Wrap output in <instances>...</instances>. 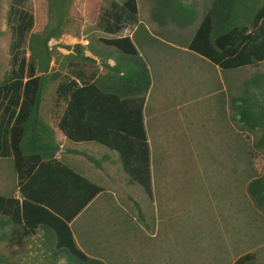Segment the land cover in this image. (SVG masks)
<instances>
[{
    "label": "trees",
    "instance_id": "trees-1",
    "mask_svg": "<svg viewBox=\"0 0 264 264\" xmlns=\"http://www.w3.org/2000/svg\"><path fill=\"white\" fill-rule=\"evenodd\" d=\"M83 2L82 17L92 24L89 41L71 45L59 40L75 23L74 0H46L47 19L39 31L33 30L31 0H9L8 69L0 80V243L7 252L0 251V264H16L20 255L28 257L24 264H59L62 258L65 264H105L78 247L70 225L105 189L64 154L57 156L56 129L68 142L95 143L115 153L128 181L154 199L144 123L151 72L141 50L157 39L138 19V0ZM198 14L195 2L150 0V19L160 27H189ZM129 27H135L133 34L123 36ZM188 49L227 74L257 67L264 62V0H212ZM49 88L50 103L44 106ZM223 103L226 109H220L231 112L238 128L232 139L252 152L240 139L251 134L252 149L264 153V72L228 83ZM246 190L264 212V172ZM231 264H256V254L246 252Z\"/></svg>",
    "mask_w": 264,
    "mask_h": 264
},
{
    "label": "rangeland",
    "instance_id": "rangeland-1",
    "mask_svg": "<svg viewBox=\"0 0 264 264\" xmlns=\"http://www.w3.org/2000/svg\"><path fill=\"white\" fill-rule=\"evenodd\" d=\"M8 4L9 0H0V80L9 60ZM31 4L36 17L33 30L39 31L47 19L46 0H31ZM138 5L140 21L149 24L154 33L157 27L149 20L148 0H139ZM84 7L83 0H74L71 13L75 23L59 43L72 45L88 38L92 24L82 17ZM180 55L165 77L152 69L156 90L163 80L170 87L164 89L161 99L153 96L145 112L155 181L161 177L159 194L156 188L158 205L151 204L137 186L128 190L144 206L140 214L145 215L140 218L133 212L124 233L121 225L112 222L114 209V215L108 210L122 207L120 192H116L117 199H112L109 207L86 211L74 227L94 242V250L114 255V260L107 258L105 264H231L246 252H255L256 264H264V212L255 207L246 190L248 182L264 172V153L252 149L251 134H240V139L252 152L237 145L232 138L238 128L230 118L231 112L218 109L216 98L221 93L227 98L228 83L235 86L256 71L264 72V62L229 72L225 82L218 68L188 52ZM52 92L49 88L45 93L44 106L49 105ZM56 132L61 136L60 131ZM161 139L165 146L156 148ZM1 174L0 169V190L4 187ZM166 174L171 178L167 179ZM167 185L172 190L167 191ZM168 192H172L171 197ZM162 196L167 203L162 204ZM0 251L7 252L1 243ZM26 257L20 255L13 260L24 264ZM59 262L65 264L64 258Z\"/></svg>",
    "mask_w": 264,
    "mask_h": 264
},
{
    "label": "crops",
    "instance_id": "crops-1",
    "mask_svg": "<svg viewBox=\"0 0 264 264\" xmlns=\"http://www.w3.org/2000/svg\"><path fill=\"white\" fill-rule=\"evenodd\" d=\"M139 1V0H138ZM195 2L198 7V20L191 26L186 27V28H179L178 26L174 24H167L164 27H160L158 24L153 22L150 19L149 15V10H150V0L149 2V9H148V17L149 20L153 25L157 27V30L152 33L150 31L149 24L145 22L142 23L145 28L148 30L149 34L152 35L157 41H149L147 43V46L145 47V50H141V53L146 56V60L148 62V67L151 72V87L147 93L145 105H144V123L146 127V108L150 100H152L153 96H158L157 99H161V93H164V89H169L170 85L165 86V83H168L167 80H163L162 83L158 85V88L156 90L155 85H154V80H155V74L152 72V69H157L160 75H164V77L169 74L170 67L172 66L173 61H177V59H181V52H188L190 56L196 57L200 62L202 63H207L215 68H218L222 73L225 78V82H227V72H224L218 65L213 64L211 61L206 59L205 57L201 56L200 54L191 51L188 49V42L190 41L191 37L194 34L195 29L198 26L199 20L203 17V13L206 11V9L210 6L212 0H203L206 5H201L198 0H186V2ZM139 7V5H138ZM135 27L133 29L126 28L124 29L122 35H132ZM127 32V33H125ZM184 32L183 36H179V33ZM142 37V36H140ZM88 43V38L85 40ZM84 45H87L85 43H82ZM183 48V49H182ZM113 63V61H110ZM155 93V94H154ZM156 96V97H157ZM222 96H224L223 93L218 94L216 96L217 98V105L218 109L220 108V101ZM225 99V98H224ZM227 126V124L225 125ZM57 131V129H56ZM59 131V130H58ZM147 131V129H146ZM57 133V132H56ZM56 134L57 140L60 142V152L58 153L57 156H60L61 154H64V157L69 161V163L73 164L75 167L78 169L82 170L85 172L87 175L90 177L94 178L100 185H102L105 189L104 192L99 193L77 216L76 218L72 221L71 228L73 232V236L75 238V241L80 248L82 246L84 248L81 249L86 253V251L94 253L93 255L87 254L88 256L92 258H97L101 261L105 262V259L107 258L114 260V255L109 256L106 253L103 252H97L94 247V242L91 241L88 237H86L83 232L78 229L77 227L75 228V223L76 221L84 215L86 211H88L91 208H99L103 209L104 207H109V204L111 203V200L114 199L116 200V192L122 193L120 203L122 204V207H113L111 209L108 208L114 215L115 211V218L113 219V223L117 224L122 228V231L124 233V230L126 227L130 225L131 221V215H133V212L139 213L140 218H144L143 216L145 215L143 212L140 214V211H143L144 206L141 204V202L136 199L135 195H132L128 189H138V185L136 184H131L126 176L123 174L121 170L120 163L117 160V155L113 152H110L109 150L105 149L102 146H99L95 143H71L68 142L63 134ZM148 135V133H147ZM148 140L150 143V148H151V172H152V186H153V193H154V199L153 201H150L147 197L146 199L151 203L154 204L156 202V188H157V194H159L158 188L161 187V177L159 181H155V175L153 171V162H152V144H151V137L148 135ZM157 142L155 147L159 146L161 148V145L164 147L165 142L164 140H160V143ZM85 154L93 156L94 158L98 159L100 161L99 164H95L94 162L88 160L85 156ZM167 179L171 178L169 177L168 174H166ZM119 185V186H118ZM140 187V186H139ZM142 189V188H141ZM167 191L172 188L167 185L166 187ZM144 193V191H143ZM146 195V194H145ZM172 192H168V197H171ZM162 204L167 203L168 201L165 200L162 196ZM110 202V203H109ZM137 202L138 205L135 204ZM155 206L158 205L157 202L154 204ZM112 207V206H111ZM114 209V211H113ZM136 213V214H137ZM132 223V222H131ZM130 227V226H129ZM137 228V226H134ZM125 228V229H124ZM121 231V232H122ZM122 233V234H123ZM124 235V234H123ZM39 237L41 236V233L38 235ZM76 236V237H75ZM36 241V240H35ZM79 241V243L77 242ZM37 242V241H36ZM80 244V245H79ZM123 253V252H122ZM120 254V253H118Z\"/></svg>",
    "mask_w": 264,
    "mask_h": 264
},
{
    "label": "built area",
    "instance_id": "built-area-1",
    "mask_svg": "<svg viewBox=\"0 0 264 264\" xmlns=\"http://www.w3.org/2000/svg\"><path fill=\"white\" fill-rule=\"evenodd\" d=\"M82 43H85V44H87V41H84V42H82Z\"/></svg>",
    "mask_w": 264,
    "mask_h": 264
}]
</instances>
